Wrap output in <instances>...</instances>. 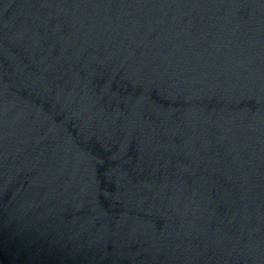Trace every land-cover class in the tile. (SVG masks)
I'll list each match as a JSON object with an SVG mask.
<instances>
[{"label":"water","instance_id":"95a60500","mask_svg":"<svg viewBox=\"0 0 264 264\" xmlns=\"http://www.w3.org/2000/svg\"><path fill=\"white\" fill-rule=\"evenodd\" d=\"M0 264H264V0H0Z\"/></svg>","mask_w":264,"mask_h":264}]
</instances>
